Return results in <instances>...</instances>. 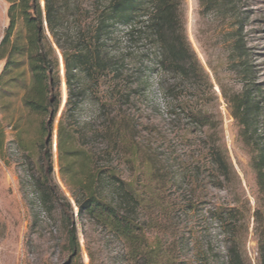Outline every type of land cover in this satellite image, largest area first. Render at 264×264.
<instances>
[{"label":"rangeland","instance_id":"rangeland-1","mask_svg":"<svg viewBox=\"0 0 264 264\" xmlns=\"http://www.w3.org/2000/svg\"><path fill=\"white\" fill-rule=\"evenodd\" d=\"M8 6L0 0V41L9 22ZM183 11L188 40L212 86L205 85L190 106L215 114L220 126L214 137L221 139L235 176L221 186L215 182L208 149L201 142V137L215 132L208 128L197 132L188 108L161 94L159 77L147 78L144 92L112 110L119 115L116 140L103 132L107 124L99 114L101 102L110 95L109 80L89 86L82 107L70 122L75 121L77 146L94 158L92 168L99 172L97 190L108 201L128 209L120 188L123 181L140 201L128 209H133L137 234L143 237L137 258H133V246L120 235L79 215L71 191L80 190L61 171L57 135L67 85L57 49L62 102L53 129V180L72 202L81 251L71 258L64 222L68 214L61 208L45 210L36 198L29 175L40 169V117L24 106L23 90L13 85L0 99V131L5 133L0 150V264H147L144 255L153 248L160 249L162 264H226L228 235L217 218L219 211L226 210L236 213L247 227L246 231L240 228L244 259L259 264L254 229L259 191L251 166L253 153L242 141L224 93L230 96L242 91L248 80L264 89V0H221L211 11H205L199 0H184ZM77 23L72 19L66 26L75 29ZM3 66L0 60V73ZM246 66L251 69L249 74ZM129 69L136 71L134 65ZM181 91L185 97L193 93L188 87ZM204 162L208 168L200 165ZM84 165L83 160L76 163L78 177L86 172ZM111 172L119 181L110 178Z\"/></svg>","mask_w":264,"mask_h":264},{"label":"trees","instance_id":"trees-1","mask_svg":"<svg viewBox=\"0 0 264 264\" xmlns=\"http://www.w3.org/2000/svg\"><path fill=\"white\" fill-rule=\"evenodd\" d=\"M8 25L0 41V60L4 61L0 73V99L17 85L23 90V104L40 117L37 140L40 169L29 175L40 206L65 214L67 244L71 258L81 251L73 205L63 195L53 180L52 138L55 119L62 102L60 51L67 85V102L59 121L57 150L63 175H69L78 186L72 197L81 217L102 224L121 236L133 246L131 254L137 253L143 237L137 234L133 209L139 203L132 190L120 183L125 196L123 210L108 201L97 190L99 172L92 168L91 153L77 146V134L72 117L83 105L89 86L108 79L110 95L101 102L99 114L106 120L103 132L117 139L120 125L118 114L112 110L120 103L133 102L144 92L147 78L159 77V91L177 105L188 108V115L197 126V132L213 130L201 142L208 149V163L215 182L221 186L235 176L226 151L217 140L216 130L220 123L215 114L190 103L197 100L206 85L211 89L208 74L201 65L186 33L184 0H6ZM221 0H199L205 11L213 10ZM78 21L75 29L66 23ZM239 49L241 44L236 42ZM143 45V47L141 46ZM134 65L136 71L129 69ZM246 66V74L250 73ZM28 75V78H27ZM145 79V80H144ZM136 84V87H134ZM190 88L191 97H185L182 89ZM202 90V91H201ZM264 89L254 80H248L243 90L228 96L232 115L240 128L243 143L252 149L251 166L256 175L259 191L258 206L254 213L255 234L259 264H264ZM193 100V101H192ZM190 108V109H189ZM128 119L129 117L125 115ZM5 133L0 131V150ZM68 163L64 165V162ZM79 160L87 167L82 177L75 172ZM208 165L206 162L200 164ZM111 179H119L115 172ZM236 212L238 209H232ZM232 212V211H229ZM219 211L217 218L226 228V264H248L244 259L241 230L245 222L236 213ZM160 249L145 253L147 264H162Z\"/></svg>","mask_w":264,"mask_h":264},{"label":"water","instance_id":"water-1","mask_svg":"<svg viewBox=\"0 0 264 264\" xmlns=\"http://www.w3.org/2000/svg\"><path fill=\"white\" fill-rule=\"evenodd\" d=\"M63 61V60H62ZM64 65V64H63ZM65 102H67V99H66V101Z\"/></svg>","mask_w":264,"mask_h":264}]
</instances>
